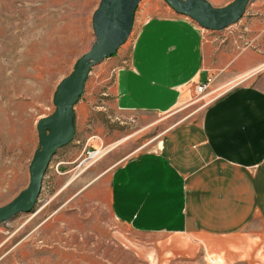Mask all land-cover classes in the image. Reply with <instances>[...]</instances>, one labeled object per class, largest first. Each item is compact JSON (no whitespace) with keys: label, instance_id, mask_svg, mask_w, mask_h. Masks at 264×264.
Segmentation results:
<instances>
[{"label":"rangeland","instance_id":"1","mask_svg":"<svg viewBox=\"0 0 264 264\" xmlns=\"http://www.w3.org/2000/svg\"><path fill=\"white\" fill-rule=\"evenodd\" d=\"M145 2L138 3L132 31L117 52L128 53ZM98 3L0 0V205L28 184L36 122L53 112L57 84L94 40ZM207 34L226 38L237 52L249 48L264 57V0H250L236 23ZM112 84L106 59L91 68L74 105V137L52 157L36 204L0 223V264H165L153 247L173 240L137 235L111 214L110 170L135 151L157 148L173 124L199 116L221 89L199 94L194 88L188 101L164 114L123 113L113 106ZM87 150H96L91 159Z\"/></svg>","mask_w":264,"mask_h":264},{"label":"crops","instance_id":"2","mask_svg":"<svg viewBox=\"0 0 264 264\" xmlns=\"http://www.w3.org/2000/svg\"><path fill=\"white\" fill-rule=\"evenodd\" d=\"M169 8L147 0L128 53L106 58L115 110L164 114L208 79L221 92L110 170V212L137 235L173 240L153 247L165 264H264V57Z\"/></svg>","mask_w":264,"mask_h":264},{"label":"water","instance_id":"3","mask_svg":"<svg viewBox=\"0 0 264 264\" xmlns=\"http://www.w3.org/2000/svg\"><path fill=\"white\" fill-rule=\"evenodd\" d=\"M141 0H99L92 15L94 40L62 78L54 91V110L36 122L38 146L29 163V181L11 201L0 205V223L30 212L42 188L44 174L57 150L70 143L75 133L74 105L81 96L91 68L114 55L128 39L134 13ZM175 13L207 30H221L236 23L250 0H233L215 6L208 0H163Z\"/></svg>","mask_w":264,"mask_h":264},{"label":"built area","instance_id":"4","mask_svg":"<svg viewBox=\"0 0 264 264\" xmlns=\"http://www.w3.org/2000/svg\"><path fill=\"white\" fill-rule=\"evenodd\" d=\"M210 81H211V79H208L207 82L198 84V85L196 86V88H195V89H196V92L199 93V94H203V93H205L206 91H208V90H209V82H210ZM215 97H216V96H215ZM215 97H214V98H215ZM214 98H213V99H214ZM213 99H212V100H213ZM95 151H96V150H92V151L87 150L88 158L91 159V157H93L92 154L95 153Z\"/></svg>","mask_w":264,"mask_h":264}]
</instances>
